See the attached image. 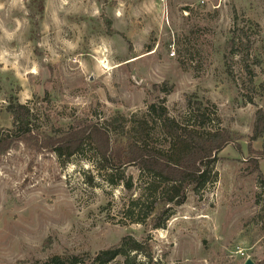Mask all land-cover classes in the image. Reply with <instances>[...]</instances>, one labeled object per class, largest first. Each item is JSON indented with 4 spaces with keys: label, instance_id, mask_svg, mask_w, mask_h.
Here are the masks:
<instances>
[{
    "label": "rangeland",
    "instance_id": "1",
    "mask_svg": "<svg viewBox=\"0 0 264 264\" xmlns=\"http://www.w3.org/2000/svg\"><path fill=\"white\" fill-rule=\"evenodd\" d=\"M262 83L264 0H0V129L13 127L11 103L54 134L165 98L185 123L201 101L208 126L241 145L220 152L217 181L189 190L160 229L128 212L147 181L136 167L129 190L98 173L92 152L63 160L34 138L0 145V264L95 254L126 235L147 239L150 264H264V158L253 165L264 135L251 139ZM145 253L136 263H149Z\"/></svg>",
    "mask_w": 264,
    "mask_h": 264
},
{
    "label": "trees",
    "instance_id": "2",
    "mask_svg": "<svg viewBox=\"0 0 264 264\" xmlns=\"http://www.w3.org/2000/svg\"><path fill=\"white\" fill-rule=\"evenodd\" d=\"M239 38L235 37L234 42ZM248 52L246 47L247 56ZM246 68L253 74L250 65L246 64ZM259 87V96H262L264 83ZM250 100L253 102V97ZM194 102L193 115L186 123L170 115L165 98H157L142 114L129 117L117 112L104 122L75 119L63 132L54 134L34 127L33 111L28 104L11 103L8 110L13 127L0 129V145L34 138L40 148L55 152L63 160L92 152L98 173L111 185L124 184L129 190L132 189L131 176L127 177L126 168L136 167L147 181L142 183L140 195L131 201L128 212L138 216L134 219L138 223L148 224L153 229L165 228L173 206L184 204L189 190L197 193L217 181L218 174L213 168L220 152L230 144L241 151L235 133L224 127H209L207 106L201 101ZM263 135L264 113L258 111L251 139ZM161 138L164 141L160 143ZM258 153L253 158L256 171H260L259 160L264 158V152ZM259 182L264 185L263 174ZM144 252L150 264L153 255L147 239L126 235L117 244L95 254L53 255L33 264H110L119 256L125 257L126 264H144L135 260L137 253ZM132 253L135 254L132 256Z\"/></svg>",
    "mask_w": 264,
    "mask_h": 264
},
{
    "label": "water",
    "instance_id": "3",
    "mask_svg": "<svg viewBox=\"0 0 264 264\" xmlns=\"http://www.w3.org/2000/svg\"><path fill=\"white\" fill-rule=\"evenodd\" d=\"M245 264H255V263L252 259H247Z\"/></svg>",
    "mask_w": 264,
    "mask_h": 264
},
{
    "label": "built area",
    "instance_id": "4",
    "mask_svg": "<svg viewBox=\"0 0 264 264\" xmlns=\"http://www.w3.org/2000/svg\"><path fill=\"white\" fill-rule=\"evenodd\" d=\"M174 54V53H173Z\"/></svg>",
    "mask_w": 264,
    "mask_h": 264
}]
</instances>
